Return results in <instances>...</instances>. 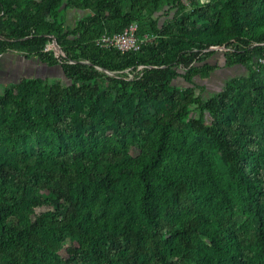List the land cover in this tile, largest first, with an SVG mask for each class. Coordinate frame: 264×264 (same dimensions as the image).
<instances>
[{
	"label": "trees",
	"instance_id": "trees-1",
	"mask_svg": "<svg viewBox=\"0 0 264 264\" xmlns=\"http://www.w3.org/2000/svg\"><path fill=\"white\" fill-rule=\"evenodd\" d=\"M17 1L0 0V54L59 65L68 83L25 78L0 93V264H264V130L249 123L264 124V80L216 99L169 88L215 69L190 46L264 68V0L208 2L197 31L152 24L158 38L124 53L94 40L164 0H83L91 13L65 30L49 21L61 0ZM49 35L61 62L41 48ZM133 63L144 68L132 79L96 70ZM68 238L79 245L63 258Z\"/></svg>",
	"mask_w": 264,
	"mask_h": 264
},
{
	"label": "rangeland",
	"instance_id": "rangeland-1",
	"mask_svg": "<svg viewBox=\"0 0 264 264\" xmlns=\"http://www.w3.org/2000/svg\"><path fill=\"white\" fill-rule=\"evenodd\" d=\"M30 1L32 0H18L17 3L19 6L23 7ZM61 1L53 17L49 18V21L59 25L61 30L73 28L78 20L91 13L90 9L85 7L86 4L83 0H72L75 1V3L69 5H66V0ZM208 2H210L212 6L216 4V0H195V4H192L190 0H188V3L183 4L184 7L179 10L172 7L170 0H164L158 8H154L152 4L147 1L143 5L142 15L138 16L135 14L137 19L134 23L137 26V31L142 28L145 33L136 36L142 37L145 35L147 36L145 43L154 42L158 37L157 34L151 32L150 25L153 24L157 31L166 32L169 28H178L182 19L188 25L193 26L197 31V29L201 28L203 21L199 19L195 9H200ZM125 10H129V8L126 7ZM101 35L107 36L110 34L104 32ZM45 37L46 38L41 42V48L44 51L53 52L55 58H58L59 51L57 50L58 52H56V48L54 47V41H56L55 37L52 35ZM3 38L4 37L0 35V39ZM187 50L186 52L193 53L196 59H205V62L214 65L215 70L204 76L196 75L191 85L187 84L182 78H177L171 82L169 88L181 90L187 86H191L202 99H216L218 95L223 93L229 95L231 91L233 94H238V86L244 88V91H252L249 81L255 84L258 83L259 79L264 80V68H257L252 62L247 65H242L240 63L230 66L227 65L223 55L228 52V49H224V51L211 49L214 53L209 56H205V53L208 51L205 49L198 51L197 48L190 46ZM25 54L26 51H8L4 54H0V93L4 86L18 83L25 78L41 77L49 82L68 83L62 75L59 65L48 67L41 63L37 57L31 56L26 58ZM61 58L65 59L63 56H61ZM185 59L188 60V57L185 56ZM143 68L142 65L133 63L120 71H106L100 68H96V70L100 71L105 76L132 79L139 75ZM179 68L186 69V67L182 65H179ZM98 85L102 90H112L108 81H99ZM11 114L13 115V112H11ZM189 117L207 120L210 118L208 113L202 115L200 110L195 106L190 108ZM245 118L247 119V115ZM249 123H252L259 133L263 132L264 124L259 121L257 117L254 119L251 118ZM78 245L77 239H66L64 248L60 251L61 256L66 258L68 256L66 253L67 249L70 250Z\"/></svg>",
	"mask_w": 264,
	"mask_h": 264
},
{
	"label": "built area",
	"instance_id": "built-area-1",
	"mask_svg": "<svg viewBox=\"0 0 264 264\" xmlns=\"http://www.w3.org/2000/svg\"><path fill=\"white\" fill-rule=\"evenodd\" d=\"M182 4H187L188 0H181ZM137 26L134 23L128 25L125 29L118 33L110 35H101L95 39L96 45L99 47L115 49L120 53L136 51L140 48L142 43L146 42L147 36H136ZM256 62L258 65L264 66V52L257 57Z\"/></svg>",
	"mask_w": 264,
	"mask_h": 264
},
{
	"label": "water",
	"instance_id": "water-1",
	"mask_svg": "<svg viewBox=\"0 0 264 264\" xmlns=\"http://www.w3.org/2000/svg\"><path fill=\"white\" fill-rule=\"evenodd\" d=\"M54 47L56 48V50L59 51V55H58L59 57L57 58V60H58L59 62H61V56H63V57L65 58V55H64L62 49L60 48V46L58 45V43H57L56 41H54ZM208 49H209V50H211V49H215V50H219V51H224V49L227 50V48L224 47V46H211V47H209Z\"/></svg>",
	"mask_w": 264,
	"mask_h": 264
},
{
	"label": "flooded vegetation",
	"instance_id": "flooded-vegetation-1",
	"mask_svg": "<svg viewBox=\"0 0 264 264\" xmlns=\"http://www.w3.org/2000/svg\"><path fill=\"white\" fill-rule=\"evenodd\" d=\"M214 70H215V69H214ZM214 70H213V71H214ZM213 71H211V72H213ZM211 72H210V73H211Z\"/></svg>",
	"mask_w": 264,
	"mask_h": 264
}]
</instances>
